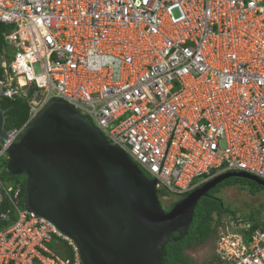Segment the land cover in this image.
<instances>
[{
    "label": "built area",
    "instance_id": "1",
    "mask_svg": "<svg viewBox=\"0 0 264 264\" xmlns=\"http://www.w3.org/2000/svg\"><path fill=\"white\" fill-rule=\"evenodd\" d=\"M0 22V86L32 117L65 102L171 197L226 173L264 180V0H0ZM16 196L0 179V225L17 215L0 264H69L52 250L68 240ZM217 237L221 262L264 264V229L239 219Z\"/></svg>",
    "mask_w": 264,
    "mask_h": 264
},
{
    "label": "water",
    "instance_id": "2",
    "mask_svg": "<svg viewBox=\"0 0 264 264\" xmlns=\"http://www.w3.org/2000/svg\"><path fill=\"white\" fill-rule=\"evenodd\" d=\"M5 122L0 105L1 143ZM6 152L7 172L25 178L26 209L71 239L81 264H161L159 249L185 235L199 200L219 183L235 177L264 188L244 173L224 174L165 213L156 181L63 101L47 104Z\"/></svg>",
    "mask_w": 264,
    "mask_h": 264
},
{
    "label": "trees",
    "instance_id": "3",
    "mask_svg": "<svg viewBox=\"0 0 264 264\" xmlns=\"http://www.w3.org/2000/svg\"><path fill=\"white\" fill-rule=\"evenodd\" d=\"M9 28L0 23V57L4 55L7 50L6 41L4 38ZM0 72L2 70L0 69ZM28 98H16L8 99L2 98L0 101L1 108L5 111L6 122L5 129L13 130L23 127L31 116V104ZM0 179L4 182H8L14 188L20 189L19 199H23L24 185H21L19 181H25L23 176H11L5 169V165L0 166ZM5 186V185H4ZM228 187H238L241 190H247L250 196H255L258 193H264V189L257 184L241 179V178H229L219 183L215 188L207 192L206 196L202 197L193 212V218L190 226L187 229L185 235L180 232L173 234V241L165 243L158 251L161 264H208L197 263L186 255V251L189 249L203 245L208 240L214 239L216 234V225L214 223V217H222L225 213H230L236 216L237 212L225 208L223 201L218 197L222 190ZM159 196H163L162 192H159ZM20 204V203H19ZM24 209L23 205H20ZM10 209V202L4 199L2 203L1 212H7ZM251 222L252 228L256 229L260 227L258 221L262 218L261 213L252 212L245 217ZM264 229V225H263ZM212 262L214 260H211ZM210 261V262H211Z\"/></svg>",
    "mask_w": 264,
    "mask_h": 264
},
{
    "label": "clouds",
    "instance_id": "4",
    "mask_svg": "<svg viewBox=\"0 0 264 264\" xmlns=\"http://www.w3.org/2000/svg\"><path fill=\"white\" fill-rule=\"evenodd\" d=\"M1 23V22H0ZM3 24V23H2ZM6 26V25H5ZM9 28V27H8ZM6 45H7V50H6V52L7 53H11V47L6 43ZM6 52L4 53V55L6 54ZM3 55V56H4ZM1 87V86H0ZM1 90H2V94H3V96H2V98L4 97V98H8V99H16V98H22V96H15V97H7L6 95H5V92H4V89H2V87H1ZM23 98H28L29 100H30V97H23ZM30 102V101H29ZM53 102V101H52ZM30 104H31V102H30ZM49 104V103H48ZM44 109V108H43ZM75 110V109H74ZM76 111V110H75ZM40 113V112H39ZM77 113V112H76ZM78 114V113H77ZM79 115V114H78ZM36 116V115H35ZM34 116V117H35ZM81 117H83L82 115H80ZM32 111H31V116H30V118H29V120L26 122V124L23 126V127H21L20 129H13V130H9L10 131V135L13 133V132H15V131H19V130H22L21 131V133L18 135V137L16 138V140L13 142V143H15L17 140H18V138L20 137V135L22 134V132L24 131V129L26 128V126L29 124V122L34 118V117H32ZM83 118H85V117H83ZM86 119V118H85ZM86 120H88V119H86ZM89 121V120H88ZM96 129H98L96 126H95V124H93L91 121H89ZM99 130V129H98ZM100 131V130H99ZM101 132V131H100ZM101 134L104 136V134L101 132ZM10 135H9V137H10ZM105 137V136H104ZM106 138V137H105ZM9 139V138H8ZM106 140L107 141H109L107 138H106ZM110 142V141H109ZM6 143V142H5ZM13 143H11V144H13ZM110 144L111 145H113L111 142H110ZM113 146H116V145H113ZM118 147V146H117ZM120 148V147H119ZM121 149V148H120ZM122 150V149H121ZM7 151V150H6ZM125 152V151H124ZM126 153V152H125ZM127 154V153H126ZM128 155V154H127ZM129 156V155H128ZM130 157V156H129ZM6 160H8V155H7V152H6V157H4ZM133 161V160H132ZM1 162V161H0ZM134 162V161H133ZM5 169H6V164H5ZM7 171V170H6ZM142 171V170H141ZM143 172V171H142ZM150 180H154V179H152L146 172H143ZM236 173H241V172H236ZM226 174H228V173H226ZM245 174V173H244ZM247 175V174H246ZM248 176H250V175H248ZM251 177H254V176H251ZM233 178H235V177H233ZM255 178H257V177H255ZM257 179H259V178H257ZM246 180V179H245ZM259 180H261V179H259ZM156 181V180H155ZM261 181H263L264 182V180H261ZM209 182V181H208ZM252 182V181H251ZM254 183V182H253ZM24 184H25V181H24ZM206 184V183H205ZM256 184V183H255ZM204 185V184H203ZM203 185H201V186H203ZM201 186H199V187H197L196 189H198V188H200ZM259 186V185H258ZM8 187H10L11 189H12V196H13V194L14 193H17V196H16V198H15V203H16V205H17V208H18V210L19 211H21V212H23V211H27L28 213H31V214H33L35 217H37V218H40V219H43V220H45V221H47V222H49V223H51L50 221H48V220H46V219H44V218H41V217H38V216H36L34 213H32V212H30V211H28L27 209H26V207H25V203H24V201H23V203H24V209H20L19 208V193H20V189L18 188V187H16V188H14V187H12L11 185L10 186H8ZM195 189V190H196ZM264 189V188H263ZM156 190H157V192H158V198H159V201H160V204H161V206H162V203H169L170 204V209L166 212L164 209V212L165 213H168L172 208H173V206L178 202V201H180L181 199H183L184 197H186L188 194H190V193H188V194H186V195H183V196H180V197H171L170 195H168V194H166L164 191H162V190H160V189H158L157 188V181H156ZM194 190V191H195ZM159 192H162L163 193V196H159ZM193 192V191H192ZM258 194H260V193H258ZM257 194V195H258ZM264 194V193H263ZM256 196V195H255ZM177 199V200H176ZM23 200H24V196H23ZM162 208H163V206H162ZM7 212H9L8 210H7ZM9 214V221H7L6 223H4V224H1L0 225V230H2L3 228H5L6 226H8V225H12L16 220H17V215H16V213H14V211H12V210H10V212L8 213ZM246 216H242V214H241V216H239L238 214H236V216H234V215H229V216H225V214L222 216V217H214V223H217V225H216V234H215V237H214V239H211V240H214L215 241V247H214V249H213V252H214V259H212V260H214L216 263H218V264H233V263H228V262H221L219 259H218V257H217V254H216V251H217V249H218V237H217V229H218V227L219 226H221L222 225V223H226V224H228L230 221H237V220H242L243 222H246V223H249L250 224V231H253V230H257V229H263V226L262 227H258V228H256V229H254V228H252V225H251V222L249 221V220H247L246 218H245ZM52 224V223H51ZM5 225V226H4ZM53 225V224H52ZM4 226V227H3ZM54 227H55V225H53ZM56 228V227H55ZM56 230L63 236V237H65L67 240H68V242L67 241H64V242H62L59 246H58V248H55V249H52L63 261H67L69 264H74L75 263V261H76V258H77V260H78V263L77 264H81V260H80V257H79V253H78V251H77V248H76V246H75V244L73 243V241L71 240V239H69L67 236H65L64 234H62L57 228H56ZM205 244H203V245H199V246H204ZM198 246V247H199ZM194 248V247H193ZM192 249V248H191ZM190 250V249H189ZM63 253H67L68 255H69V257L68 258H65L64 256H63ZM190 257V256H189ZM192 260H194V258H192V257H190ZM195 261V260H194ZM213 261V262H214Z\"/></svg>",
    "mask_w": 264,
    "mask_h": 264
},
{
    "label": "rangeland",
    "instance_id": "5",
    "mask_svg": "<svg viewBox=\"0 0 264 264\" xmlns=\"http://www.w3.org/2000/svg\"><path fill=\"white\" fill-rule=\"evenodd\" d=\"M176 14V11H174ZM38 71V69H36ZM7 160L3 157L0 162V166L2 164H6ZM3 185L6 187L10 186V183L4 182L1 180ZM21 185H25L23 181H19ZM12 185V182H11ZM15 186V185H12ZM247 190H241L238 187H228L224 189L219 194V198L223 201V206L225 208H229L232 211L237 212L239 216H248L252 212L261 213L262 218L258 221V225L262 227L264 225V194L261 192L256 196H250ZM177 200V199H176ZM23 199H19V208L22 209L20 205H23ZM230 213H225V216H229ZM187 256H191L194 258L197 263H205L208 264H218L215 261L212 262V253L207 246H195L194 248L186 251ZM65 258H68L69 255L67 253H63ZM211 261V262H210Z\"/></svg>",
    "mask_w": 264,
    "mask_h": 264
},
{
    "label": "flooded vegetation",
    "instance_id": "6",
    "mask_svg": "<svg viewBox=\"0 0 264 264\" xmlns=\"http://www.w3.org/2000/svg\"><path fill=\"white\" fill-rule=\"evenodd\" d=\"M163 209L167 212L170 209V204L169 203H162ZM204 246L209 247L211 253H212V258L214 259V252L213 249L215 247V241L214 240H208ZM191 257V256H190ZM193 258V257H192Z\"/></svg>",
    "mask_w": 264,
    "mask_h": 264
}]
</instances>
